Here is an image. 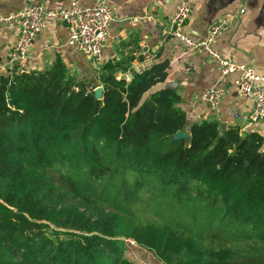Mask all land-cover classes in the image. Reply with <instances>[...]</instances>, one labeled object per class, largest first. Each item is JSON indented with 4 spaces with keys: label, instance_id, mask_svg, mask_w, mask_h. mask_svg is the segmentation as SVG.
<instances>
[{
    "label": "trees",
    "instance_id": "1",
    "mask_svg": "<svg viewBox=\"0 0 264 264\" xmlns=\"http://www.w3.org/2000/svg\"><path fill=\"white\" fill-rule=\"evenodd\" d=\"M168 67L154 63L127 81L118 78L127 68L108 63L100 98V85L79 80L61 59L0 73V264H123V237L163 264H264V246H227L264 240V138L222 132L215 120L188 125L179 92L153 90ZM179 131L189 142L174 138ZM129 173L154 176L178 203L186 196L211 242L200 246L175 216L137 220L143 186Z\"/></svg>",
    "mask_w": 264,
    "mask_h": 264
},
{
    "label": "crops",
    "instance_id": "2",
    "mask_svg": "<svg viewBox=\"0 0 264 264\" xmlns=\"http://www.w3.org/2000/svg\"><path fill=\"white\" fill-rule=\"evenodd\" d=\"M72 1L0 0V73L9 71L7 60L19 36V26L15 21L4 22L1 19L32 4L61 8L69 7ZM80 1L90 4L93 0ZM106 1L114 7L116 18L110 25L99 66L68 44L65 23L47 20L29 51L25 70H45L61 59L73 76L102 87L99 74L108 63L128 69H121L118 73L121 79L133 70L140 73L154 63L168 61L167 79L153 90L176 89L182 98L178 106L186 113L188 125L215 120L225 123L226 130L236 127L242 134L258 133L264 138V120L251 122L240 117L251 107L253 100L236 92L233 80L237 74L228 77L221 105L218 110H212L200 100V96L221 81L220 69L208 55L191 52L181 40L164 34L181 1L194 5L192 16L184 26V32L194 39L204 37L218 18L229 16L232 22L216 43L217 50L264 74V0ZM262 150L264 152V145Z\"/></svg>",
    "mask_w": 264,
    "mask_h": 264
},
{
    "label": "built area",
    "instance_id": "3",
    "mask_svg": "<svg viewBox=\"0 0 264 264\" xmlns=\"http://www.w3.org/2000/svg\"><path fill=\"white\" fill-rule=\"evenodd\" d=\"M193 10L194 5L191 2L181 1L164 34L178 38L191 52L208 55L220 69L221 81L203 91L200 100L212 110H218L226 91L224 84L229 76L237 74L233 80L236 92L242 97L253 100L251 107L240 117L251 122L264 120V74L253 66L224 56L216 48V43L230 26L232 18L229 16L218 18L211 24L204 37L194 39L184 32V26L192 16ZM115 13L114 7L106 0H93L90 4L73 0L69 7L61 8L32 4L1 19L4 22L15 21L19 26V36L7 60L9 70L26 69L29 51L38 34L46 26L47 20L65 23L69 34L68 44L91 59L95 66H99L110 25L116 18ZM129 73L131 72L124 76L127 81Z\"/></svg>",
    "mask_w": 264,
    "mask_h": 264
},
{
    "label": "rangeland",
    "instance_id": "4",
    "mask_svg": "<svg viewBox=\"0 0 264 264\" xmlns=\"http://www.w3.org/2000/svg\"><path fill=\"white\" fill-rule=\"evenodd\" d=\"M71 175L75 177L74 171L71 170ZM129 179L132 182L139 180L142 183V189L139 191V195L141 198L138 201H134V203L138 206L135 208L137 210V214L135 218L143 223L148 222H167L168 220L173 221L174 216L177 217L175 220H182L185 224L189 223L187 228V233L189 236L194 237L196 240H199L204 243L200 246L204 247L208 245L211 241L208 239L207 235L201 237L199 232L201 233V226L195 225L194 217L190 211H194L193 206L191 204L185 205V198L183 196L184 202L178 203L175 199V195L170 192L158 190L160 186L156 181H153L154 176L152 175H138V174H130L128 175ZM80 182V181H78ZM80 186L82 183H77ZM71 200V197H69ZM143 208H146L142 211ZM132 222L135 224H140L137 220L134 219L133 216H130ZM129 223V222H128ZM131 226V224H129ZM230 229L237 230L240 234L243 232L239 226H231ZM128 230V229H125ZM125 243V249L123 251V264H163L160 258L158 257L157 251L150 248L148 245L144 243L136 242L135 239L132 238H121ZM199 243V242H198ZM216 243V241H215ZM253 247H263L264 240L258 238V240H245V237L234 238L231 242L227 243V246L232 247L235 250L245 249L247 246ZM202 256L206 259L211 258L209 252L201 251Z\"/></svg>",
    "mask_w": 264,
    "mask_h": 264
},
{
    "label": "water",
    "instance_id": "5",
    "mask_svg": "<svg viewBox=\"0 0 264 264\" xmlns=\"http://www.w3.org/2000/svg\"><path fill=\"white\" fill-rule=\"evenodd\" d=\"M245 1V0H243ZM138 74V72L136 70H133L131 73H129L127 75V77L129 78V80H131L134 76H136ZM126 77V76H125ZM124 77V78H125ZM95 94H96V97L100 98L101 95H102V87H97L96 90H95ZM10 104H12V102L10 101ZM221 127H222V132H225L226 131V124L225 123H222L221 124ZM243 135H246V134H243ZM174 138L178 139V138H185L186 139V142H189L190 138H189V134L184 132V131H179L177 132L175 135H174Z\"/></svg>",
    "mask_w": 264,
    "mask_h": 264
}]
</instances>
